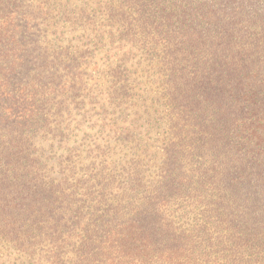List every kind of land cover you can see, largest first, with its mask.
Instances as JSON below:
<instances>
[{"label": "trees", "instance_id": "1", "mask_svg": "<svg viewBox=\"0 0 264 264\" xmlns=\"http://www.w3.org/2000/svg\"><path fill=\"white\" fill-rule=\"evenodd\" d=\"M0 264H264V0H0Z\"/></svg>", "mask_w": 264, "mask_h": 264}]
</instances>
